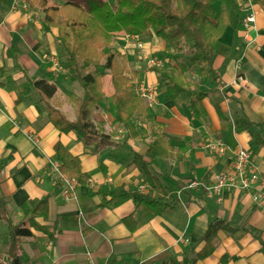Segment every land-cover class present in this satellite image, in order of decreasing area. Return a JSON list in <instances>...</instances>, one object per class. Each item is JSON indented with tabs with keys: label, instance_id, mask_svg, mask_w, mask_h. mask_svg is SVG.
Here are the masks:
<instances>
[{
	"label": "crops",
	"instance_id": "1",
	"mask_svg": "<svg viewBox=\"0 0 264 264\" xmlns=\"http://www.w3.org/2000/svg\"><path fill=\"white\" fill-rule=\"evenodd\" d=\"M64 1L48 0L50 4ZM236 2L241 28L226 27L215 45L213 66L220 72L221 85L212 82L206 89L197 88L208 93L202 100L208 124L194 116L187 97H182L178 105L172 102L155 72L134 69L139 71L136 86L154 89L155 101L148 104V109L165 125L161 132L182 155L177 163L172 158L147 159L166 191L180 203L134 232L122 222L130 214L137 218L133 201L99 207L102 198L96 192L103 186L113 189L121 185L148 192L149 186L131 165L132 151L144 154L146 144L133 138L126 146L112 144L123 141L125 130L113 118L106 120L99 106L102 102L91 108L90 120L95 129L99 127L109 135L110 143L99 136L85 142L73 130L60 132L49 121L46 105L30 83L47 79L55 84L50 103L68 120L75 119L69 96H82L83 89L76 81L58 76L65 71L60 66L63 52L57 29L43 22L40 8L24 0L0 3V198L5 201L7 217L19 224L24 203L48 196V218L38 217L36 221L48 226L56 222L58 230L48 238L30 227L31 236L19 240L20 264H108L111 254L123 259V264H189L204 246L207 226L215 219L227 222L234 231L218 230L214 251L195 259V264H264V208L253 202L250 191L224 189L217 198L203 188H187L190 181L208 184L215 173L228 170L232 150L249 149L252 163L264 175V145L251 144L258 134L264 136L263 132L257 126L240 131L238 107L228 97L241 103L251 121L264 122V10L251 0ZM250 11L255 21L245 28L242 18ZM153 38L159 47L152 51L144 47L143 52L157 56L165 44ZM103 90L105 97L113 93ZM140 126L147 127L145 123ZM113 131L119 135H112ZM56 141L80 158L83 171L90 176L87 185L61 176L55 159ZM210 141L222 142L228 150H210ZM24 224L29 226L26 221ZM7 239V224L0 219L1 261L7 256Z\"/></svg>",
	"mask_w": 264,
	"mask_h": 264
},
{
	"label": "trees",
	"instance_id": "2",
	"mask_svg": "<svg viewBox=\"0 0 264 264\" xmlns=\"http://www.w3.org/2000/svg\"><path fill=\"white\" fill-rule=\"evenodd\" d=\"M24 1L31 7L40 8L44 14L43 22L57 29V39L64 55L61 68L65 71L59 77L74 80L83 89L82 96L74 93L69 96L76 114L75 119L70 121L50 103L56 85L47 79L30 81L31 87L38 91L46 105L49 121L60 132L75 131L85 142L99 136L110 143L107 140L109 137L99 127L95 129L90 120L91 108L105 98L102 78L110 73L113 93L108 96V111L113 122L125 130L122 142L111 143L126 146L127 140L133 138L146 144L144 154L132 151L131 165L138 170L143 182L149 186V191L143 193L127 185L113 189L103 186L96 192L102 198L99 207L132 200L137 218L132 214L122 218L130 232L174 209L180 201L166 191L160 176L151 170L147 159L172 158L177 163L182 155L174 151L173 145L161 132L165 125L157 120L155 114L149 111L144 98L129 85L136 80L138 72L129 68L125 54L112 47L113 38L116 33L125 32L139 37L147 35L162 41L165 44L166 66L154 65L148 69L155 72L172 102L178 105L182 97H187L188 108L194 116L208 124V114L202 104L208 93L198 90V86L188 79L187 73L196 71L201 78L217 86L221 85L220 72L213 66L215 45L226 27L235 30L241 28L240 7L236 0H65L61 4H50L48 0ZM251 1L264 10V0ZM3 2L0 0V3ZM187 50L188 63L181 58ZM228 97L238 107V129L243 131L257 126L264 133V122L251 121L243 112L241 103L235 97ZM134 117L142 120L147 127L138 129ZM251 144L264 145V137L257 135ZM54 150L61 176L68 181L74 180L78 185H87L90 176L83 171L80 158L60 141L55 142ZM21 211L22 220L19 224H13L6 215L5 201L0 198V219L6 222L8 229L7 256L4 261L0 260V264H20L17 256L19 240L31 236L30 227L45 233L48 238L58 233L56 222L48 226L36 221L38 217L44 220L48 218V196L29 200L21 206ZM25 221L29 226L25 227ZM220 229L234 231L223 220L210 222L203 236L204 246L195 259H203L214 251L215 236ZM195 259H189L188 263L195 264ZM107 263L123 264L124 261L111 254Z\"/></svg>",
	"mask_w": 264,
	"mask_h": 264
},
{
	"label": "built area",
	"instance_id": "3",
	"mask_svg": "<svg viewBox=\"0 0 264 264\" xmlns=\"http://www.w3.org/2000/svg\"><path fill=\"white\" fill-rule=\"evenodd\" d=\"M255 21L254 12L250 11L242 18L243 27H249ZM120 39L137 40L138 47H142L140 39L136 35L122 33ZM143 51V49H142ZM149 57L150 64L152 66H160V62L157 56L144 55ZM136 92L144 98L146 104L151 105L155 101V91L150 86L139 84L136 86ZM210 150H216L220 153H224L228 150V147L219 141H210L207 144ZM233 153V159L231 167L228 170L215 173L211 182L205 184L200 180L190 181L187 184V188L191 190H198L203 188L210 197H220L221 191L224 189H239L243 191H250L251 198L255 204L264 208V175L255 167L252 163V155L249 149H238L237 151H230ZM68 181V180H67ZM69 182H74L69 181Z\"/></svg>",
	"mask_w": 264,
	"mask_h": 264
},
{
	"label": "rangeland",
	"instance_id": "4",
	"mask_svg": "<svg viewBox=\"0 0 264 264\" xmlns=\"http://www.w3.org/2000/svg\"><path fill=\"white\" fill-rule=\"evenodd\" d=\"M77 1L80 2L81 0H77ZM121 33H124V32H118L115 34V36L113 38L112 47L116 51L125 54L126 61L128 63L129 68L134 70L135 67H139L140 69L145 70V69H148L149 67H151L152 65L150 64L149 57H144V55H147V53L143 52L142 49L145 47V49H148V50L150 49V51H152L154 47H157V48L159 47V46H157V44L155 45L154 40L151 39L153 37H149L147 35L142 36V37L137 36L142 43V47L139 48L137 45V43H138L137 40H134V39L122 40V39H120V37L122 35H119V34H121ZM157 57L159 59L160 66H166V59L164 56V51H162V50H160V52L158 51ZM181 58L184 62L188 63V59H189L188 50L184 54H182ZM63 59H64V55H63V58L61 60L63 61ZM62 61H61V63H62ZM61 63H60V66H61ZM137 72H139L138 69H137ZM187 76H188V79L193 84H195L196 86H201L204 89H206L208 87L207 85H210L209 83H212L211 81H209L207 79L201 78L196 71L188 72ZM102 80H103V87L105 88L106 92L109 94L113 90L111 74L110 73L105 74L103 76ZM75 84L78 86L79 89H81L78 82H75ZM129 85L134 90L136 89V84L134 83V81L129 83ZM99 106L101 107L100 110H101L102 114L103 115L106 114V116H105L106 120H111L112 117H110V115H109L110 113L108 111V96H106L104 98V100L102 101V103ZM99 106L97 107L98 109H99ZM134 118H135L134 123L139 127V129H141L142 127L140 126V123H143V121L141 122L138 118H136V117H134ZM115 134L119 135L118 133L113 131L112 135H115ZM258 135H260V134H258ZM263 135H264V133H263ZM107 136L109 137V135H107ZM262 137H264V136H262ZM207 141H209V140H207ZM207 141L205 140V142H207Z\"/></svg>",
	"mask_w": 264,
	"mask_h": 264
}]
</instances>
